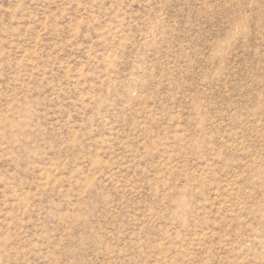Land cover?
Returning a JSON list of instances; mask_svg holds the SVG:
<instances>
[{
  "label": "rangeland",
  "instance_id": "rangeland-1",
  "mask_svg": "<svg viewBox=\"0 0 264 264\" xmlns=\"http://www.w3.org/2000/svg\"><path fill=\"white\" fill-rule=\"evenodd\" d=\"M0 264H264V0H0Z\"/></svg>",
  "mask_w": 264,
  "mask_h": 264
}]
</instances>
